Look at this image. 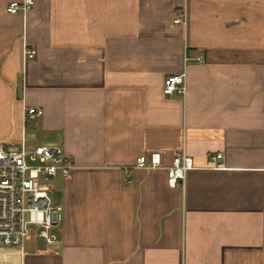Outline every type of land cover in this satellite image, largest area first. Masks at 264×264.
<instances>
[{"label":"crops","instance_id":"obj_1","mask_svg":"<svg viewBox=\"0 0 264 264\" xmlns=\"http://www.w3.org/2000/svg\"><path fill=\"white\" fill-rule=\"evenodd\" d=\"M23 1L0 0V143L57 146L74 169L42 180L63 214L60 253L32 236L0 264H264V0L8 12ZM183 72L186 92L165 94ZM28 107L43 116L26 121ZM181 150L195 167L170 187ZM154 152L162 168H132Z\"/></svg>","mask_w":264,"mask_h":264},{"label":"built area","instance_id":"obj_2","mask_svg":"<svg viewBox=\"0 0 264 264\" xmlns=\"http://www.w3.org/2000/svg\"><path fill=\"white\" fill-rule=\"evenodd\" d=\"M33 5L34 0L12 2L7 10L9 13L27 12ZM174 23L186 26V15L176 17ZM27 53L32 57L36 51ZM186 79V72L167 77L165 94L185 93ZM43 114L42 109L28 107L25 119L36 120ZM221 159L222 155L213 157L214 161ZM162 167L161 154L154 152L139 156L132 168L154 170ZM194 167L193 158L185 150L176 151L172 165L167 168L169 186L184 187L187 174ZM73 169L70 158L57 146L29 148L24 137L18 142L0 143V248L24 251L27 240L34 236L52 252L60 253L62 241L58 233L63 214L61 208L54 205L42 180L51 170H59L68 177ZM124 180L126 184L131 183L129 172Z\"/></svg>","mask_w":264,"mask_h":264}]
</instances>
